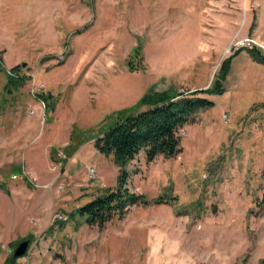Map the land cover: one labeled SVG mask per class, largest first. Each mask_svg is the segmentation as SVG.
Segmentation results:
<instances>
[{
    "label": "rangeland",
    "instance_id": "374dc122",
    "mask_svg": "<svg viewBox=\"0 0 264 264\" xmlns=\"http://www.w3.org/2000/svg\"><path fill=\"white\" fill-rule=\"evenodd\" d=\"M240 46L264 54V0H0V264H264V65L246 49L176 155L127 165L147 204L102 226L72 213L115 185L93 141L117 114L151 86L207 87Z\"/></svg>",
    "mask_w": 264,
    "mask_h": 264
},
{
    "label": "trees",
    "instance_id": "16d2710c",
    "mask_svg": "<svg viewBox=\"0 0 264 264\" xmlns=\"http://www.w3.org/2000/svg\"><path fill=\"white\" fill-rule=\"evenodd\" d=\"M241 49H246L253 61L264 65V54L259 48L240 46L220 62L207 87L181 91L171 85L156 91L151 86L138 98L131 111L117 114L93 141L95 150L103 156H109L117 167L115 185L103 189L72 213L82 218L87 225L102 226L113 217H121L131 205L147 204L148 199L143 194L127 187V165L139 152L143 153L145 160L150 161L158 156L172 157L180 151L176 130L193 122L198 111L212 105V101L201 94L216 96L224 92L223 81L229 71L230 61ZM137 53L134 51L132 55ZM0 70L3 68L0 67ZM5 72L6 88L21 84L25 78L18 74L19 65ZM262 198L264 201V189Z\"/></svg>",
    "mask_w": 264,
    "mask_h": 264
},
{
    "label": "built area",
    "instance_id": "2783aa9c",
    "mask_svg": "<svg viewBox=\"0 0 264 264\" xmlns=\"http://www.w3.org/2000/svg\"><path fill=\"white\" fill-rule=\"evenodd\" d=\"M42 89H43L42 85L39 84V83H36L34 81H31L30 84H29V92H30L32 98L34 100H37L42 106H44L43 97H41ZM28 113L29 114L33 113V107L29 108ZM176 133H177L178 136L182 135L183 134L182 128H178L176 130ZM15 177H16L15 175L11 176L12 179L15 178ZM54 219H56V220H64L65 217H64L63 214L58 213V214H55Z\"/></svg>",
    "mask_w": 264,
    "mask_h": 264
},
{
    "label": "water",
    "instance_id": "95a60500",
    "mask_svg": "<svg viewBox=\"0 0 264 264\" xmlns=\"http://www.w3.org/2000/svg\"><path fill=\"white\" fill-rule=\"evenodd\" d=\"M27 246H28L27 239H23V240H20L19 242H17L15 247L11 251V254H10L11 260L13 261L16 258L23 257L27 252Z\"/></svg>",
    "mask_w": 264,
    "mask_h": 264
}]
</instances>
